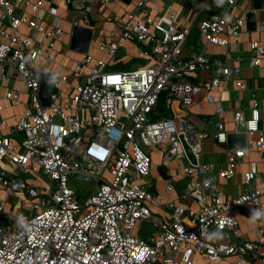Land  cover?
Returning <instances> with one entry per match:
<instances>
[{
  "label": "built area",
  "instance_id": "obj_1",
  "mask_svg": "<svg viewBox=\"0 0 264 264\" xmlns=\"http://www.w3.org/2000/svg\"><path fill=\"white\" fill-rule=\"evenodd\" d=\"M64 1L70 10L82 11L80 19L72 23L77 28L92 27L89 3L118 0ZM237 1L225 0L229 9ZM42 2L0 0V83L7 64L14 62L30 90V103L12 128V132L23 134L19 145L0 135V191L15 196L10 207L0 201V264H220L232 255H237L236 264H249L247 256L264 263V254L258 250L261 238L237 242L239 221L231 213L245 207L264 215V182L254 186L259 182L257 163L251 162L244 173L245 187L239 195L227 197L218 185L219 178L234 176L247 150H264L259 102L253 98L249 116L243 110L235 112L233 132H240L244 124L247 146L227 149V166L217 172L215 163L202 159L209 132L197 124L192 111L202 92L214 101L212 90L220 89L225 77L240 74L241 65L230 68L205 51L184 57L183 46L191 28L179 22L178 6L170 2L161 14L153 16L142 11L147 0H137L138 11L129 12L114 29L118 39L98 48L115 59L120 48L134 42L145 62L117 70L104 58L83 53L72 68L77 83L71 96L66 98L62 88L69 75L57 74L49 104L44 105L37 64L41 56L57 61L54 49L63 28L56 22L47 28L18 12L25 4L40 16ZM45 11L59 17L55 5ZM23 22L30 33H39L37 41L19 34ZM244 24L242 18L214 14L204 18L198 28L206 44L226 46L230 38H239ZM250 48V63L259 65L264 47L254 40ZM236 59L240 64L243 57ZM209 70L214 75L196 80L197 73ZM236 86L244 88L245 83L237 80ZM162 91L167 112L160 117L155 106ZM5 97L15 99L17 94L7 91ZM3 100L0 95V111ZM216 126V140L226 144L229 131L223 122ZM183 141L196 163L187 157ZM153 146L162 151L164 165L175 157L188 159L178 174L190 178L189 194L197 200L198 208L159 197L133 177L134 173H150L149 149ZM4 158L10 163L4 165ZM26 173L37 176L41 183H33ZM74 173L96 179L85 199L70 185ZM173 189L172 183L166 186V192ZM157 207L169 209L172 220H157ZM140 222L153 224L151 242L136 233ZM219 234L226 240L218 241ZM195 251L206 260H197Z\"/></svg>",
  "mask_w": 264,
  "mask_h": 264
},
{
  "label": "crops",
  "instance_id": "obj_2",
  "mask_svg": "<svg viewBox=\"0 0 264 264\" xmlns=\"http://www.w3.org/2000/svg\"><path fill=\"white\" fill-rule=\"evenodd\" d=\"M137 0L126 2L118 0L114 2H92L88 4V12L90 14L92 27L78 26L82 28L76 32L77 36L84 37L87 31L92 30V37L87 52L92 53L97 58H104L114 68L115 65L121 63L124 69L129 70L130 64L137 61L144 63L145 60L139 55V45L134 42H127L123 48L118 50L115 59H112L107 52L101 51L98 46L101 43L108 41H116L118 33L114 31L117 24L125 19L129 12L138 11L135 5ZM174 2L180 9L179 22L191 28V33L185 42L188 43V52L185 53L183 46V56L192 57L202 51L210 54L213 57L221 58L224 63L233 68L241 65L242 70L240 74H231L224 78L220 89L212 90V95L215 97L214 101L207 98V94L202 92L199 94L196 102L192 106L195 121L199 126L209 132V136L204 140V152L202 159L206 162H213L217 165L216 172L221 168L227 166V149H238L241 147L229 148L227 143H219L214 134L217 130L216 123L223 122L226 130L233 132L235 129L234 115L238 110H243L247 116L251 114V107L253 98L259 102L261 121L260 124L264 127V59L259 65H252L249 56L251 55L250 44L251 41H258L264 47V8L255 9L253 0H238L236 5L229 9L225 0H147L143 12L150 15H159L163 12L166 5ZM55 5L58 7L59 17L55 19L49 15L45 9L49 6ZM43 11L36 17L34 11L29 5H22L18 8L19 14L27 17L30 20H36L39 24L45 27H51L52 23H59L63 28V35L57 42L54 51L58 54L57 61H49L47 56H41L38 60L37 68L42 72L44 70L57 74H68L69 79L62 84L65 96L70 97L77 80L72 73L73 66L80 60L83 53L72 49L71 40L76 28L73 22L79 20L82 16V11L70 10L65 4L64 0H43ZM255 12V27L252 28L248 22V13ZM214 14H225L229 18H242L245 24L242 27L241 34L238 39L230 38L229 44L220 46L216 44H206L205 39L199 32V23L204 19ZM36 18V19H35ZM3 22L0 17V26ZM21 36L30 35L34 41L39 38L37 31L29 32V27L26 23H22L19 29ZM0 39L1 36H0ZM99 51V54L95 53ZM125 51L127 57L121 55ZM107 56V58L105 57ZM242 56L243 60L239 64L237 57ZM94 64V63H93ZM92 64V65H93ZM137 67V66H136ZM87 71L89 69H86ZM214 75L213 70L202 71L196 74V80L208 79ZM242 80L245 83L244 88H238L236 81ZM7 91H13L17 94L15 99H8L5 97ZM255 95V97L253 96ZM0 95L4 97L3 110L0 111V135H7L11 138L15 146L19 145L23 134L21 132H12L13 126L18 120V116L23 113L30 103V90L26 86L25 80L17 73L16 64L10 62L7 64L6 74L0 83ZM222 107L223 111L219 112L218 108ZM245 125L241 124L239 130H244ZM154 147V146H153ZM152 148V147H151ZM246 148V147H245ZM243 148V149H245ZM155 151L161 153L159 162V178L165 180L163 188L158 190L155 185H152L144 177L137 173L133 177L141 184L145 185L147 189L159 197L185 206L186 208H198V202L189 194L190 178L184 174H178L179 170L188 163V159L184 156L175 157L167 165L162 163V151L157 148ZM150 155L151 151L149 149ZM182 158L187 159V163L180 165H173V162ZM251 162H256L258 165V181L254 182V186H262L264 182V150L260 148H253L247 150L245 156L236 165V171L231 178H219L218 185L225 191L227 197H235L243 192L244 173L248 170ZM4 165L9 164V158H4ZM163 168L166 172L163 173L160 169ZM151 172V171H150ZM177 172L176 176L172 174ZM150 174V173H149ZM148 174V175H149ZM147 175V176H148ZM37 177V176H36ZM76 180V179H75ZM33 183H41V179L31 180ZM80 181V180H77ZM172 183L174 189L171 192H166V186ZM13 194H6L0 191V201L10 207L14 201ZM232 215L239 221V237L237 242H244L245 240L256 241L261 238L262 242L258 248L261 254H264V215L258 218H253L241 211V209L232 210ZM154 215L157 220H172V212L167 208H154ZM141 226V222L136 228V233ZM218 241H225L224 235L219 234ZM193 256L199 261H205L206 258L200 252L195 251ZM237 255H232L220 261V264H236ZM246 262L249 264H264L257 261L252 256L246 257ZM154 264H165L163 262H156Z\"/></svg>",
  "mask_w": 264,
  "mask_h": 264
},
{
  "label": "water",
  "instance_id": "obj_3",
  "mask_svg": "<svg viewBox=\"0 0 264 264\" xmlns=\"http://www.w3.org/2000/svg\"><path fill=\"white\" fill-rule=\"evenodd\" d=\"M124 1L130 2L132 0H124ZM253 5H254L255 9H262V8H264V0H253ZM248 22L252 28L255 27V12L254 11H251L248 13ZM78 30H82V28H76V30L74 31L75 33L73 34V37L71 40V47H72V49H74L76 51L87 52L89 49V45H90V41H91V37H92V30L89 29L87 31V35H85L84 37L76 35V32ZM54 77H55V74L50 72V71L44 70L42 72L40 97H41V101L44 105L49 104L50 94L52 91V82H53ZM164 96H165V92L162 91L159 95L157 104L155 106V110L157 112H159L160 114H164L167 112V109H166L165 104H164ZM177 113H180V112H177ZM183 142H184V146L186 148L187 157L193 163H196V158H195L194 154L192 153L191 148L187 145V143L185 141H183ZM227 145L229 148H235V147L245 148L247 146V134H246V132L241 130L240 132L228 133ZM160 170L163 173L166 172L163 168H161ZM72 178L82 181L84 179H87V176L82 174V173H74L72 175ZM91 180L94 183L96 181L95 178H92ZM241 211L243 213L253 217V218L259 217V215L256 216L257 213H255L252 210L247 209L245 207H242ZM153 231H154V226L152 223L143 222L141 224V227L138 230V234L142 239L146 240L147 242H151Z\"/></svg>",
  "mask_w": 264,
  "mask_h": 264
},
{
  "label": "rangeland",
  "instance_id": "obj_4",
  "mask_svg": "<svg viewBox=\"0 0 264 264\" xmlns=\"http://www.w3.org/2000/svg\"><path fill=\"white\" fill-rule=\"evenodd\" d=\"M184 48H186L185 49V53L189 51L188 50L189 49L188 48V43L185 44ZM125 53L126 52L123 51L121 53V55H123L124 57H127V55ZM96 54H99V51H97L95 53V55ZM105 57L107 58V56H105ZM140 64H142L141 61L140 62L137 61V63L136 62L131 63L130 66L131 67H136V66H139ZM165 115L166 114H160V117H163ZM154 149H157V147L154 146V147L150 148L151 158H152L151 172H150V174L148 176H146L144 178H145V180H148L150 183H152V185H155L158 188V190H161L163 188L164 181H165L164 179L160 180V178H159V175H160L159 162H160V159H161V153L158 152V150L155 151ZM181 163H183V164L187 163V159L186 158H182L179 161L176 159L173 162V165H177L178 166ZM25 177H27V178H29L31 180H37L38 179V177L34 176L31 173H26ZM70 185L75 188L79 198L82 200V199H85L91 193L92 189L95 186V183L92 180H87V179H84L83 181H77L75 179H71Z\"/></svg>",
  "mask_w": 264,
  "mask_h": 264
},
{
  "label": "trees",
  "instance_id": "obj_5",
  "mask_svg": "<svg viewBox=\"0 0 264 264\" xmlns=\"http://www.w3.org/2000/svg\"><path fill=\"white\" fill-rule=\"evenodd\" d=\"M123 67H125V66H123V64L119 63V64L114 66V69H124Z\"/></svg>",
  "mask_w": 264,
  "mask_h": 264
},
{
  "label": "clouds",
  "instance_id": "obj_6",
  "mask_svg": "<svg viewBox=\"0 0 264 264\" xmlns=\"http://www.w3.org/2000/svg\"><path fill=\"white\" fill-rule=\"evenodd\" d=\"M260 215L259 213L256 214V216ZM255 218V217H254Z\"/></svg>",
  "mask_w": 264,
  "mask_h": 264
}]
</instances>
